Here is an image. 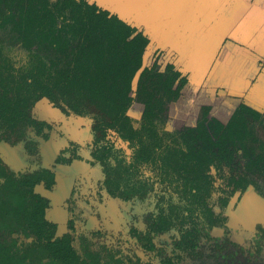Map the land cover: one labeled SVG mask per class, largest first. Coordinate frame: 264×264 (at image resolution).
Segmentation results:
<instances>
[{
  "label": "flooded vegetation",
  "instance_id": "flooded-vegetation-1",
  "mask_svg": "<svg viewBox=\"0 0 264 264\" xmlns=\"http://www.w3.org/2000/svg\"><path fill=\"white\" fill-rule=\"evenodd\" d=\"M46 3L61 2L0 0V249L11 258L0 264H264L255 78L242 94L149 38L128 85H93L114 94L108 104L77 103V89L54 86L69 65L49 42L61 16Z\"/></svg>",
  "mask_w": 264,
  "mask_h": 264
},
{
  "label": "trees",
  "instance_id": "trees-1",
  "mask_svg": "<svg viewBox=\"0 0 264 264\" xmlns=\"http://www.w3.org/2000/svg\"><path fill=\"white\" fill-rule=\"evenodd\" d=\"M46 2L48 0H45ZM60 1L59 8L54 11L55 7H49L44 4L48 16H61L60 27L58 31L60 37L49 40L52 47L62 50L61 60L66 59V72L61 69V80L54 78L55 87L60 88L65 93L72 95V89L78 91L74 94L77 98V103L81 102V98L87 101L94 102L96 105L108 104L106 98L114 95L106 93L104 88L93 86L95 84H114L121 82L129 84L130 78L134 74L136 68L140 65V58L146 48L153 47L155 44H150L149 36L144 33L142 27L132 26L119 18L115 13H111L107 9L97 12V4H92L90 0H57ZM53 10V11H51ZM50 14V15H49ZM56 30L53 29V33ZM99 48H114V49H136L137 53L123 54L113 52V55L104 56L103 54H95L93 52H85L84 50L99 49ZM165 54V53H164ZM162 54L163 60L160 62L168 63L166 58L173 56L174 53L168 51L165 55ZM132 57L131 60H117L118 57ZM105 58V59H103ZM57 62L52 60V64ZM44 64V63H43ZM99 64H120L127 65L126 68L99 69L90 67ZM83 71L89 75V80L85 76L78 77V73L72 74L75 69ZM83 68L82 66H85ZM77 70V71H78ZM33 79V78H32ZM92 86V87H90ZM191 88H195L193 85ZM106 89L118 90L115 86H107ZM205 92L201 89V95ZM119 96V92H116ZM230 95V94H228ZM231 96V95H230ZM251 110V109H250ZM253 112L257 113L252 109ZM69 255L63 254L61 264H91L84 259L71 260ZM0 258L10 260L11 258L0 249ZM17 258L13 259L12 264H17ZM41 264V263H40ZM94 264H104L96 262Z\"/></svg>",
  "mask_w": 264,
  "mask_h": 264
},
{
  "label": "crops",
  "instance_id": "crops-1",
  "mask_svg": "<svg viewBox=\"0 0 264 264\" xmlns=\"http://www.w3.org/2000/svg\"><path fill=\"white\" fill-rule=\"evenodd\" d=\"M193 4L197 8L186 23H200L201 31L181 34L182 44L173 45L181 55L197 59L198 69L207 77L226 68L230 86L238 82L236 74L240 79L255 78L251 89L264 97V0H196Z\"/></svg>",
  "mask_w": 264,
  "mask_h": 264
},
{
  "label": "water",
  "instance_id": "water-1",
  "mask_svg": "<svg viewBox=\"0 0 264 264\" xmlns=\"http://www.w3.org/2000/svg\"><path fill=\"white\" fill-rule=\"evenodd\" d=\"M103 9H107L111 13H115L119 18L132 26L142 27L145 34L157 42L159 46H170L179 51L178 46L182 44L181 34L196 35L200 32L201 24L197 22H189L194 9L197 8L193 4L196 0H90ZM239 1V0H238ZM195 18L192 19L194 21ZM194 24V25H191ZM189 29H192L190 31ZM190 32V33H189ZM186 40V39H185ZM181 42V43H180ZM242 42H245L242 39ZM184 62L189 63L191 68L199 67L198 60L194 57H186L182 55ZM188 60V61H187ZM223 70V71H222ZM226 68L217 69L211 72L208 79L212 81L228 84L226 79L229 73ZM196 72H198L196 70ZM198 74V73H197ZM207 72H201L203 78ZM236 82L234 86L229 87L236 90H242L249 84V78H239L236 74ZM245 80V83H244ZM244 85V86H242ZM225 93V91H221ZM257 89H251L246 96L250 97L255 104H259V98H262Z\"/></svg>",
  "mask_w": 264,
  "mask_h": 264
}]
</instances>
